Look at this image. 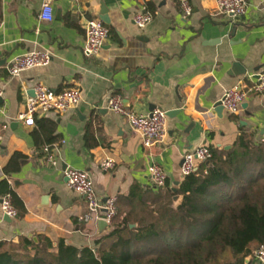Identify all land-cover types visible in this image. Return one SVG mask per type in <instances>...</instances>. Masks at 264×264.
<instances>
[{
	"label": "crops",
	"instance_id": "crops-1",
	"mask_svg": "<svg viewBox=\"0 0 264 264\" xmlns=\"http://www.w3.org/2000/svg\"><path fill=\"white\" fill-rule=\"evenodd\" d=\"M42 1L0 0V125L7 124L0 142V204L11 190L24 206L10 221L0 206L4 247L46 237L54 245L63 239L94 248L95 240L112 232L92 239L96 221L83 220L86 201L67 185L66 167L86 170L103 201L128 197L134 186L156 190L149 175L153 161L164 168L169 187L178 188L183 156L192 148L208 144L229 151L243 132L259 142L264 93L250 94L233 114L218 115L215 107L226 89L264 72L262 0H248L246 14L236 21L218 10L216 0H191L193 13L187 18L177 0H51L54 17L44 21ZM140 11L153 15L144 28L134 21ZM100 18H106L109 37L97 54L85 57V22ZM33 49L49 51L50 62L9 76L7 62ZM236 61L246 74L231 71ZM36 83L54 90L77 87L81 100L61 114L38 113L26 126L16 116ZM116 94L137 113L155 107L172 111L167 139L145 146L124 116L106 108ZM50 132L55 140L47 144ZM53 144L56 165L46 160L45 147L54 150ZM105 157L116 160L113 169H102ZM259 244L251 241L248 252L238 255L227 248L213 264H261L255 256Z\"/></svg>",
	"mask_w": 264,
	"mask_h": 264
},
{
	"label": "trees",
	"instance_id": "trees-1",
	"mask_svg": "<svg viewBox=\"0 0 264 264\" xmlns=\"http://www.w3.org/2000/svg\"><path fill=\"white\" fill-rule=\"evenodd\" d=\"M54 140L50 132L47 144ZM212 149L210 164L200 162L176 191L168 183L146 191L134 186L117 198L114 230L94 248L63 239L54 245L46 237L1 242L0 264H213L227 248L248 252L251 241L264 242V143L243 132L233 149ZM7 194L20 217L22 202ZM176 194L183 196L178 206Z\"/></svg>",
	"mask_w": 264,
	"mask_h": 264
},
{
	"label": "built area",
	"instance_id": "built-area-1",
	"mask_svg": "<svg viewBox=\"0 0 264 264\" xmlns=\"http://www.w3.org/2000/svg\"><path fill=\"white\" fill-rule=\"evenodd\" d=\"M185 18L193 13L191 0H177ZM218 10L236 21L246 14L248 0H216ZM264 9V0L261 2ZM54 17L51 0H43L40 6L39 18L44 21H51ZM153 18L149 12H137L134 16L135 24L139 28H144ZM110 29L100 19H89L84 27V44L82 52L85 57H92L97 54L108 39ZM51 60V54L47 50L33 49L23 54L12 57L6 64V71L9 76H18L21 72L47 65ZM264 93V72L240 81L238 84L225 90L221 103L229 113H236L240 106L247 100L250 94ZM3 89L0 86V98ZM81 100V93L77 87H69L61 90H54L41 83L33 86V95L28 96L25 108L16 116V120L26 126L34 124L35 115L38 113L55 112L61 114L68 110L75 109ZM106 108L116 114L124 116L132 127L140 132L145 146H152L164 142L168 136V111L155 107L149 113H137L130 109L124 102L120 94L112 95L106 100ZM7 128V124L0 125V142L2 131ZM260 142L264 143V132L261 134ZM56 144L45 147L47 151L46 160L52 165L57 164ZM214 156L211 146L202 144L187 151L183 156L181 165L182 176H188L196 170L200 162L210 161ZM103 170H110L116 166V160L112 157H105L100 163ZM64 175L67 185L85 198L87 212L83 216L85 222L104 219L110 223L118 213L117 198L110 196L101 200L97 196L90 174L86 170L73 167H66ZM149 175L152 184L159 188L165 187L168 176L164 168L157 162H152L149 166ZM1 212L10 218L17 216V210L11 203L10 195L1 198ZM257 260L264 264V242L260 243L255 251Z\"/></svg>",
	"mask_w": 264,
	"mask_h": 264
},
{
	"label": "water",
	"instance_id": "water-1",
	"mask_svg": "<svg viewBox=\"0 0 264 264\" xmlns=\"http://www.w3.org/2000/svg\"><path fill=\"white\" fill-rule=\"evenodd\" d=\"M101 21L106 22V18H100ZM215 40L209 41V43H214ZM232 72H234L236 75L241 76L246 74L247 70L246 68L238 61L233 63L232 66ZM224 106L222 105L221 101L217 104V106L215 107V111L218 113V115H221L222 112L224 111ZM168 115L171 116L172 115V111L168 112ZM229 146H227L228 148ZM208 164H210V161H207ZM174 191L177 190V188H173ZM183 196L181 194H176L173 197V202L174 205H178L179 203L182 202ZM4 220L5 221H10V218L6 215H4ZM136 226V225H135ZM96 227H97V231L95 232V234L92 236V239H97L102 237L105 233H109L111 231L114 230V225L108 221H105L104 219H98L96 221Z\"/></svg>",
	"mask_w": 264,
	"mask_h": 264
}]
</instances>
